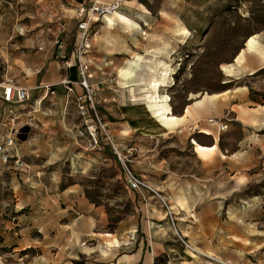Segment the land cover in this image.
Masks as SVG:
<instances>
[{"label": "rangeland", "instance_id": "374dc122", "mask_svg": "<svg viewBox=\"0 0 264 264\" xmlns=\"http://www.w3.org/2000/svg\"><path fill=\"white\" fill-rule=\"evenodd\" d=\"M136 1L162 7L161 0ZM91 2L0 0V81L44 70L67 23H77L78 9ZM170 20L171 37L179 41L171 50L173 74L155 95L152 81L163 77H142L150 85L135 95L140 117L153 116L144 102L150 105L149 98L159 94L168 96L175 111L188 98L238 87H246L254 102H264V67L238 80L224 72L251 35L264 31V0H171ZM147 29L139 27V37ZM109 78L126 84L125 75ZM72 104L49 127L51 137L34 122L15 119L11 125L17 131L12 156L8 163L0 160V264H264V171L247 174L245 185L238 182L234 195L218 205V221L210 214L200 219L198 205L195 214L183 205L186 195L172 203L160 188L161 164L170 144L178 146L176 138L172 143L153 138L152 119H123L129 134L115 142L121 144L117 150L151 188L132 192L112 147L98 150L72 136L81 125ZM125 104L131 106L129 100ZM10 131L3 129V137ZM181 146L182 158L197 169L188 147ZM150 163L160 164L148 172ZM199 192L195 189V201Z\"/></svg>", "mask_w": 264, "mask_h": 264}, {"label": "crops", "instance_id": "0c3cea01", "mask_svg": "<svg viewBox=\"0 0 264 264\" xmlns=\"http://www.w3.org/2000/svg\"><path fill=\"white\" fill-rule=\"evenodd\" d=\"M99 1L108 4L112 0ZM161 1L162 7L158 6L154 10L150 4L123 0L120 13L93 24L96 27L88 38L90 49L82 61L89 65L96 84L102 85L97 110L107 124L116 149L121 144L115 142L122 143L129 134L124 130L123 119H152L154 125L150 130L153 138L161 136L169 143L174 138L178 141L177 147L170 144L166 149L168 154L161 164L162 192L172 203H177V195H186V202L184 199L182 203L188 205L186 210L190 214H195L192 212L193 207L198 205L196 214L200 219L210 214L212 219L218 221V205L226 203L227 196L234 195L235 186L248 183L244 179L247 174L256 170L264 171V102H254L246 87H238L188 98L177 111L171 104L163 103L164 118L156 114L147 101L148 104L144 102L145 110L153 116L140 117L133 104L137 99L135 95L142 86L150 85V79L143 82L146 79L142 77H163L160 81H152L154 85L149 89L154 94L155 90L164 87L165 77L173 74L174 70L171 67V50L179 44L176 38L171 37V0ZM72 2L80 6L84 0ZM158 25L163 26L161 31L156 29ZM139 27L148 28L145 37H139ZM253 35L256 36L258 48L247 51L249 36L241 52L235 55L233 63L226 66L224 72L227 78L238 80L236 77L239 75L251 77L264 67V31ZM61 38L64 60L57 58L55 51L49 55L44 70L36 69L25 79H13L18 86L29 89L30 101L22 104L6 103L1 98L3 90L0 86V143L3 129L12 130L15 119L34 122L42 130L41 134H50L51 137L52 126L58 122V116L73 108L74 101L64 83L70 82L73 85L67 84V87L73 86L74 92L80 93L76 80V61L72 57V49L77 42V23H67ZM242 54L244 59L238 63L237 59ZM127 73L130 77L125 79V85L120 80L113 83L109 78H119ZM127 100L131 102L130 107L125 104ZM220 125L227 126V129L220 131ZM70 126L74 130L75 124ZM110 127L114 129L112 132ZM72 136L85 138L89 145L86 136H80L76 131L72 132ZM182 143L188 147L186 153L193 157L197 169L190 165L187 157L182 158ZM159 164H148V172H152L151 168L155 166L158 168ZM195 189L200 191L197 201L193 197ZM201 204L205 206L201 207Z\"/></svg>", "mask_w": 264, "mask_h": 264}, {"label": "built area", "instance_id": "2783aa9c", "mask_svg": "<svg viewBox=\"0 0 264 264\" xmlns=\"http://www.w3.org/2000/svg\"><path fill=\"white\" fill-rule=\"evenodd\" d=\"M91 1L89 7H80L75 17L77 20V42H75L72 49V57L76 61V70L79 78L77 85L81 89L80 93L74 92L73 86L67 87V84H71L70 82L64 83L68 94H70L75 103L77 115L81 120L80 128L76 129V133L80 136H86L89 145L98 150H101L102 145H109L114 149L118 160L122 163L123 180L125 187L129 191L150 190L151 188L146 184L144 179L125 164L120 153L117 151L108 131L107 124L97 110L99 94L101 92L100 86L102 85L101 83H92L93 75L89 65L82 61V57L90 49L88 38L96 27L93 24L98 23L105 16L112 15L120 10L122 1L112 0L108 4L101 3L99 0ZM61 29H64V27L62 26ZM142 35H145V32L142 31ZM62 48V44L60 43L57 46L56 55L57 58L63 60L65 56L62 53ZM0 86L3 90L1 98L6 103L22 104L30 99L29 89L18 86L13 78L7 75L3 77ZM219 129L220 131H224L227 129V126L220 125ZM262 136L264 138V135ZM16 137L17 131L12 129L9 134L3 137L0 143V160L4 164L8 163L12 156Z\"/></svg>", "mask_w": 264, "mask_h": 264}, {"label": "bare ground", "instance_id": "6f19581e", "mask_svg": "<svg viewBox=\"0 0 264 264\" xmlns=\"http://www.w3.org/2000/svg\"><path fill=\"white\" fill-rule=\"evenodd\" d=\"M117 12L113 13L112 15L116 14ZM112 15H108V16H105L102 20H104L106 17H109V16H112ZM247 51L251 52V51H254L258 48V42L256 40V36H253L249 39L248 43H247ZM244 59V54H242L238 59V63H241ZM126 79L130 77V74L127 73L126 75ZM156 91V94H157V90ZM155 95V94H154ZM156 97V96H155ZM155 97H150V102H151V105H150V108L157 114H161L160 116L161 117H165V114L163 113L164 112V108L161 107L163 105V103H168L169 101V98L168 96H158L157 98ZM149 102V100H148ZM146 104H148L146 102ZM162 119V118H161ZM162 124V123H161Z\"/></svg>", "mask_w": 264, "mask_h": 264}]
</instances>
